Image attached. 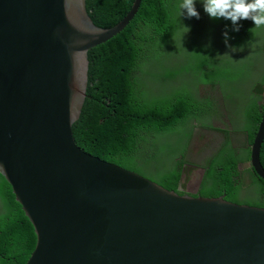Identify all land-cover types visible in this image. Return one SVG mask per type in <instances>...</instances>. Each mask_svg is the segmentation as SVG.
Returning <instances> with one entry per match:
<instances>
[{"label":"water","instance_id":"water-1","mask_svg":"<svg viewBox=\"0 0 264 264\" xmlns=\"http://www.w3.org/2000/svg\"><path fill=\"white\" fill-rule=\"evenodd\" d=\"M86 0H0V175L37 238L26 264H264V207L179 194L80 148L88 51L121 32ZM264 113L250 166L264 181Z\"/></svg>","mask_w":264,"mask_h":264},{"label":"trees","instance_id":"trees-1","mask_svg":"<svg viewBox=\"0 0 264 264\" xmlns=\"http://www.w3.org/2000/svg\"><path fill=\"white\" fill-rule=\"evenodd\" d=\"M135 0H86L93 22L102 28L117 24L130 12ZM182 0H142L134 19L121 32L88 51L89 82L81 115L72 125L77 145L87 153L143 175L164 188L184 194L187 174L185 152L194 127L223 132L220 147L206 159L198 196L264 207V181L249 167L250 146L264 113V72L253 80L250 101L243 109L244 123L235 132L243 133L245 144L236 145L229 130L204 127L197 118L212 115V102L196 98L186 86L172 87L173 81L205 78L215 86L226 77L235 80L246 73L239 59L260 58L264 50V27L255 28L251 19L240 20L234 31L230 19L211 18L203 0H195L199 19L180 15ZM192 30L196 42L187 54V41L178 38L181 25ZM229 40L224 53H216L214 36ZM198 39V41L196 40ZM225 42V40H224ZM234 47L231 51L228 48ZM184 49V50H183ZM239 49L243 54L239 55ZM225 59V60H221ZM229 71L232 74H229ZM223 106V105H220ZM216 110V109H215ZM159 151L175 156L163 176L148 174L146 165ZM176 149V150H175ZM212 153V152H211ZM264 167V143L261 150ZM250 181L245 184L246 178ZM186 182V181H185ZM244 187L256 188L257 197L240 199ZM35 230L10 186L0 175V264H26L36 245Z\"/></svg>","mask_w":264,"mask_h":264},{"label":"rangeland","instance_id":"rangeland-1","mask_svg":"<svg viewBox=\"0 0 264 264\" xmlns=\"http://www.w3.org/2000/svg\"><path fill=\"white\" fill-rule=\"evenodd\" d=\"M185 31V25L182 24L178 38L187 41L188 46L185 48V51L187 54H193L196 42L193 38L192 30L189 28L187 32ZM196 40L198 41L197 38ZM214 40L216 53H224L226 50L224 40L220 36H214ZM233 48L234 47L228 48V50L231 51ZM242 54L243 50L239 49V55ZM243 62L247 65L248 71L246 73H242V75L235 80H229V77H226L215 86L204 82L205 78L192 79L190 76L186 77V82H172L173 88L184 85L196 98L202 99V96H205L206 98L202 100H208L219 107L213 110L215 112L212 115L204 114L200 116V118H197L196 122L199 125L201 120V123H204V127H206L210 120L211 126H214L213 129L219 128L221 130H229L230 137L236 145L245 144L244 136L235 131L244 123L243 109L247 106L245 103L251 100L250 94L252 93L253 80L258 74L264 72V50L260 58L247 61L241 58L237 63L241 64ZM229 74H232V72L229 71ZM261 103L264 104V101H261ZM224 138L225 135L223 132H217L211 128H197L193 131L185 152V159L188 162L185 165L187 174L184 176L183 182H188V187L183 189L184 192L194 191V187H192L190 183L193 181V177L198 171L197 168L201 167L204 160L209 157L211 154L209 153L210 150L219 147V145L223 143ZM155 155H157L155 162L162 163V166L159 169H153L152 172H148V174L150 176L152 175L155 180H158L159 177L163 176L173 166L175 156L172 155V153ZM249 181L250 178L247 177L245 184H248ZM256 190V188L244 187L240 199L257 197Z\"/></svg>","mask_w":264,"mask_h":264},{"label":"clouds","instance_id":"clouds-1","mask_svg":"<svg viewBox=\"0 0 264 264\" xmlns=\"http://www.w3.org/2000/svg\"><path fill=\"white\" fill-rule=\"evenodd\" d=\"M178 7L180 9V15L199 19V12L195 7V0H182ZM203 7L211 18L230 19L232 24L236 26L233 29L234 31H239L238 22L243 19H251L254 22L255 28L264 27V0H203ZM185 28V32H187L189 28L187 26ZM223 36L227 44L229 40L228 32L225 31ZM246 165L249 166L242 165L243 171L246 167H251L250 161Z\"/></svg>","mask_w":264,"mask_h":264},{"label":"flooded vegetation","instance_id":"flooded-vegetation-1","mask_svg":"<svg viewBox=\"0 0 264 264\" xmlns=\"http://www.w3.org/2000/svg\"><path fill=\"white\" fill-rule=\"evenodd\" d=\"M179 81V79H178ZM197 129V127H194L193 131ZM193 133V132H192ZM242 134V133H240ZM243 135V134H242ZM245 136V135H244ZM161 141L162 139L159 141V143L154 147V155H153V158L146 163V165L148 166V169L149 170L148 172H152L153 169H159L161 166H162V163H156L155 162V159H156V156L155 154H168L167 151H159V147L161 145ZM220 146V145H219ZM217 147H215L214 149L210 150L209 153H211V155L216 151ZM210 155V156H211ZM208 158V157H207ZM206 158V159H207ZM206 159L204 160V162L202 163V165H204ZM202 165L201 167H198L197 168V172L195 174V176L193 177V181L190 183V185L192 187H194V191L191 192L192 194H196V196H198V192H199V189H200V184H201V181H202V177H203V173H204V169L202 168ZM239 170L243 171V167L242 165H239ZM184 184V189H186L188 187V182H182ZM185 193V192H184Z\"/></svg>","mask_w":264,"mask_h":264}]
</instances>
